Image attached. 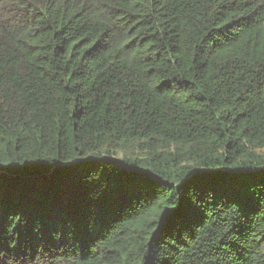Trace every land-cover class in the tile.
<instances>
[{"label":"trees","instance_id":"1","mask_svg":"<svg viewBox=\"0 0 264 264\" xmlns=\"http://www.w3.org/2000/svg\"><path fill=\"white\" fill-rule=\"evenodd\" d=\"M264 0H0V264H264Z\"/></svg>","mask_w":264,"mask_h":264},{"label":"rangeland","instance_id":"2","mask_svg":"<svg viewBox=\"0 0 264 264\" xmlns=\"http://www.w3.org/2000/svg\"><path fill=\"white\" fill-rule=\"evenodd\" d=\"M260 153L264 154V150H261Z\"/></svg>","mask_w":264,"mask_h":264}]
</instances>
